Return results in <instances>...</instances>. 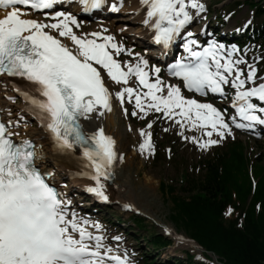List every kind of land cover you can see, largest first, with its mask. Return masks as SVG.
<instances>
[{"label": "snow or ice", "instance_id": "1", "mask_svg": "<svg viewBox=\"0 0 264 264\" xmlns=\"http://www.w3.org/2000/svg\"><path fill=\"white\" fill-rule=\"evenodd\" d=\"M79 3L84 12H90L102 8L105 0ZM139 3L145 10L142 23L152 30L157 45L167 49L184 34L186 55L168 66V75L202 96L209 92L223 96L230 85L235 114L226 117L227 110L186 97L179 84L164 81L160 67L149 66L145 56L117 42L103 26L100 31L77 33L74 28L81 27L77 16L61 10L60 0H0V7L11 8L0 18V77L19 78L13 91L23 97L25 110L38 122L48 149L82 163L88 171L79 174L94 181L86 191L104 201L109 200L105 181L113 178V169L124 156L103 127L86 131L82 121L113 111L114 100L126 115V100L134 101L132 116L143 119L150 112L160 113L181 129L178 135L202 150L234 136L233 126L246 130L264 126V77L257 76L255 64L234 58V45L210 40L201 46L195 32L185 31L194 15L206 11L202 0ZM18 5L42 12L47 19L22 18ZM111 9L119 11L116 3ZM122 54L133 59H120ZM242 63L247 66L246 75L239 67ZM106 78L121 85L119 90L113 92ZM133 78L135 87L130 84ZM20 119L0 120V264H131L126 253L121 256L105 243L102 225L80 217L71 207L72 200L49 183L53 173L39 167L45 144L15 139L20 134L13 129L20 126ZM152 124L149 121L148 130H139L141 154L155 151ZM192 129L201 135H185V130Z\"/></svg>", "mask_w": 264, "mask_h": 264}, {"label": "rangeland", "instance_id": "2", "mask_svg": "<svg viewBox=\"0 0 264 264\" xmlns=\"http://www.w3.org/2000/svg\"><path fill=\"white\" fill-rule=\"evenodd\" d=\"M202 2L206 6V11L203 13L206 14L210 11L213 14V17L210 19L211 21H214V18L217 19V15H221L225 20L224 23L219 22L217 24L208 22V24L215 29L220 27L218 25H221L222 28L225 29L224 34L228 35L231 31H233L232 34H236L245 26L243 23H248L249 21L254 23L252 21V12L245 3V0H202ZM203 13L199 16L201 25L203 23L207 24V21L204 22V19H207L203 18ZM85 22L90 23L83 24V30L93 28L92 24H95L94 20H86ZM251 26L252 25H248V28L246 26L245 31L249 30ZM95 27L98 28L99 26ZM137 41L140 42L139 40ZM253 49L255 53L250 57L246 56L244 49H238V58L243 57L247 64H255L258 69L257 76L264 77V51L260 52L259 48ZM132 51L140 54L144 53L137 45ZM120 59L131 60L133 57L126 54L122 55ZM239 67L244 70L246 75L248 71L246 64L242 63ZM134 80L133 78L130 84L135 87L133 83ZM112 87L115 90H119L121 85L112 83ZM14 104L13 107L21 105L18 96L15 98ZM124 107L128 109V114L126 115L123 113L120 122V131H122L121 137L123 142H129L130 153L136 152L134 161L136 162V168L138 166V171H135L136 169H132L129 165L124 171H126V177L127 170L132 173V176L129 177L134 178L136 188L138 191L145 193L143 195L126 193V203L131 204L133 207L135 206V208L127 210H123V207H121L122 205L120 206V204L114 200L109 201V203L104 204V206H99L96 203L94 204V197H92L91 193L87 192L74 193L73 198L75 204L80 208L87 207L88 212L93 213L94 215L92 216L98 218L99 224L102 225V233L106 237L105 243L111 245L121 256L126 253L131 264H138V262L135 263L134 261H138L142 253L150 249L147 248L148 241L144 240V235L152 231L162 233L171 240V244L159 253L160 258L167 259L172 256L185 257V251H189L196 259L202 260L201 251L190 245L189 238L181 231L176 230L171 222L170 212L172 211L173 204L170 201V195L161 189L160 183L164 182L167 186L174 187L176 191H174L173 194L180 192V190L185 187L182 185L184 181L191 179V177H199L203 173L204 160L215 154L226 153V155H228L229 153L227 152L229 149H232L231 151H239L240 146H237L236 140L240 139L244 145L242 147V155L246 158V169L235 173L236 184H232L230 187V194L233 196L234 200L229 208L232 211L230 214H227L226 217L230 218L239 214L242 216L252 201V194L254 193L255 186L257 185V189H259L264 182V138H255L250 137L246 133L233 132L234 136H229L220 144L212 146L207 150H202L190 141H185L182 136L178 135L181 129L172 121L162 118L160 113L150 112L141 119L140 116L131 115V112L134 110V101L129 103L126 100ZM149 121L153 122L150 131L153 134L152 142L155 149L154 153L151 155H149L148 152L141 154L139 151V143L142 142L139 130L141 128L146 129V125ZM33 127L34 125L32 128ZM166 128L168 131H164ZM185 135H196L199 137L201 132L198 129L185 130ZM257 159L261 162H258ZM119 165L120 164H118L117 169ZM185 170L190 174L188 178L182 174ZM135 172L137 174H135ZM248 183L250 191L245 193V197H243L241 188H247ZM178 195L186 196L183 193H179ZM257 203L254 206L256 210L254 216L258 217L257 220L260 221L264 227V212L260 210ZM141 209H150L154 217L146 214ZM135 217L143 218L142 225H144V227L142 228L144 229H139L137 225L134 224ZM163 226H167V231L171 227L175 230L174 232L180 234L182 238L172 236ZM116 236L121 237V239L114 240L113 237ZM151 254V258L153 259L158 253L152 252ZM210 258L213 260L216 259L214 255Z\"/></svg>", "mask_w": 264, "mask_h": 264}, {"label": "trees", "instance_id": "3", "mask_svg": "<svg viewBox=\"0 0 264 264\" xmlns=\"http://www.w3.org/2000/svg\"><path fill=\"white\" fill-rule=\"evenodd\" d=\"M245 3L253 12L255 21L242 37L243 41L257 44L264 51V0H245ZM236 144L240 146L239 151L229 149L228 155L215 154L204 160L203 173L184 181L182 185L185 187L180 192L173 194L176 191L174 187L160 183L161 189L170 195L173 204L171 222L178 231L185 233L205 249L208 262L197 260L188 251L185 252V257L161 259L159 253L171 241L157 231H152L144 235V240L148 241L147 248L150 249L142 253V264H264V227L257 220L258 217L254 216L257 202L264 212V182L259 189L255 186L252 201L242 216L226 217L234 201L230 187L236 184L235 173L246 169V158L242 155L244 145L240 141ZM182 174L187 178L190 176L187 170ZM241 191L245 197V193L250 191L249 183ZM179 193L186 196L178 195ZM134 220L139 229H144L143 218L135 217ZM152 252L158 253L153 259ZM208 252L217 256L218 263L209 260L211 255Z\"/></svg>", "mask_w": 264, "mask_h": 264}, {"label": "bare ground", "instance_id": "4", "mask_svg": "<svg viewBox=\"0 0 264 264\" xmlns=\"http://www.w3.org/2000/svg\"><path fill=\"white\" fill-rule=\"evenodd\" d=\"M125 5L122 6L120 9V15L111 18L108 21H102L100 23L92 24L93 31L101 30L103 28L108 29L111 34L117 35V37L121 36V38L128 39L130 42L132 41H143L146 38V28L144 27L143 21V14L144 9L141 8L139 0H124ZM69 11L68 8L64 9ZM43 15H36L35 19L42 20ZM78 21L83 24H89L90 22H81L80 18ZM115 21V22H114ZM95 26H99L98 28ZM123 29V31H121ZM77 33L83 32L82 30L75 29ZM87 32H92V29H89ZM86 32V33H87ZM146 41V40H145ZM139 43V42H138ZM131 48V46H129ZM145 52L147 54L143 55L146 59H150L153 57L151 49L147 48ZM106 76V74H105ZM15 83H18L19 80H13ZM106 83L112 89L113 92L117 91L113 89L112 83L110 80L106 78ZM111 83V84H110ZM4 95L2 98V105L4 108L8 110V113L11 112V116L7 114L8 119L17 120L18 115H24L25 123H21L19 127L14 128L13 130L18 132L23 137L34 138L37 144H45V156L41 160L43 166L46 167V170L53 172V178L57 183L62 184V188L64 190V194L67 196L68 199L73 197L74 193L78 192H85L87 186L93 185L94 181H92L88 176L80 175L84 171H88L84 168L82 163L76 161H69L67 158L52 152L47 147V141L42 139L44 133L40 126H38L35 122L32 121L30 116H25L23 110H25V101L23 97L20 96L21 105L13 107L14 101L9 100L8 96H13L16 98V95L13 92L11 82H6L4 87ZM124 107V106H123ZM15 112V113H14ZM123 108L120 106L119 102L114 100L113 101V111L106 112L103 116H99L98 114H93V118L90 120H83L82 123L85 126L86 131H95L99 127H103L105 129L106 134L112 136L117 142V149L120 155L124 156V161L122 163L117 162L115 165L113 172L114 176L111 181H105L107 185L105 191L106 194L109 196L110 201H115L120 204L121 207L127 205L126 203V193H134L138 195H143L145 192L138 191L136 188L134 178H130L132 173L128 172L127 170V177L126 171L124 169L128 168V165L132 167V169H136L138 171V166L136 168L135 156L136 152L129 151V142H123L120 131V122L123 116ZM125 114V113H124ZM34 127L32 128V126ZM141 137V136H140ZM142 141V139H141ZM138 163V162H137ZM119 165L118 169L117 166ZM120 171V173H119ZM59 175H58V173ZM133 172V171H132ZM135 174H137L135 172ZM134 175V174H133ZM139 186V185H138ZM81 190H80V188ZM143 190V189H142ZM145 191V190H144ZM132 197V196H131ZM129 198V197H128ZM152 200V199H151ZM144 204V203H143ZM139 205V204H138ZM151 205V204H150ZM72 207L75 209L77 214L81 212L78 208V205L73 204ZM149 207V205H148ZM135 208V206L133 207ZM146 208V207H145ZM148 215L154 217L153 212L150 209H141ZM81 217V215H80ZM156 217V216H155ZM86 218V217H85ZM160 221V220H159ZM167 229V228H166ZM92 230V229H90ZM94 230V229H93ZM169 233L174 236V231L170 227L168 230Z\"/></svg>", "mask_w": 264, "mask_h": 264}, {"label": "water", "instance_id": "5", "mask_svg": "<svg viewBox=\"0 0 264 264\" xmlns=\"http://www.w3.org/2000/svg\"><path fill=\"white\" fill-rule=\"evenodd\" d=\"M194 246L198 247L200 250H203L201 247H199L197 244L193 243Z\"/></svg>", "mask_w": 264, "mask_h": 264}]
</instances>
